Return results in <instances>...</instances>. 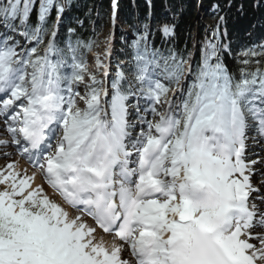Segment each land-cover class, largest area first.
<instances>
[{"label":"snow or ice","instance_id":"6c2138e0","mask_svg":"<svg viewBox=\"0 0 264 264\" xmlns=\"http://www.w3.org/2000/svg\"><path fill=\"white\" fill-rule=\"evenodd\" d=\"M65 9L0 0V145L34 169L0 170V264H264V160L246 156L264 141V37L234 45L221 15L194 58L145 24L127 74L110 75V40L90 73L94 41L57 43Z\"/></svg>","mask_w":264,"mask_h":264},{"label":"trees","instance_id":"16d2710c","mask_svg":"<svg viewBox=\"0 0 264 264\" xmlns=\"http://www.w3.org/2000/svg\"><path fill=\"white\" fill-rule=\"evenodd\" d=\"M66 6L61 17L57 34V43L64 47L71 40L85 43L94 41L97 45L98 35L110 25L111 0H60ZM231 3L232 7L227 5ZM244 3L241 12L239 5ZM253 0H119V19L126 24L133 38L127 44L117 45L118 57L128 62L126 53L130 50L132 41L148 24L150 37L156 48L165 51L175 49L178 53L191 52L195 58L197 48L206 36H210L218 18L224 15L227 20L229 39L234 45H244L264 37V9L252 6ZM219 5L217 13L211 8ZM200 12H205L212 19L208 26L199 22ZM55 20V14L51 17ZM168 23L175 26L174 37H164L158 30V25ZM74 28V33L68 29ZM87 54V53H86ZM128 71L127 66L122 68Z\"/></svg>","mask_w":264,"mask_h":264},{"label":"rangeland","instance_id":"374dc122","mask_svg":"<svg viewBox=\"0 0 264 264\" xmlns=\"http://www.w3.org/2000/svg\"><path fill=\"white\" fill-rule=\"evenodd\" d=\"M211 10H213L214 14L217 13V9H214L213 7L211 8ZM111 13V12H110ZM199 22L201 24H205V25H209L212 23V19L209 18L205 12H200L199 14ZM123 24L121 23V25L119 26L118 28V31L117 32H114L113 34V31H110V27L108 28H104L100 34L98 35V41H97V45H95V53H103L106 46H108L109 44V40H110V46H111V49H113L114 53H115V46L118 44V41L119 40V37L121 39V41L123 42V44H126V42L129 41L130 38H133V34H132V31L130 30V28H128L127 26H123ZM122 28V29H121ZM117 34V35H116ZM128 40V41H127ZM114 53L112 54L113 55V59H114V63H111V68H112V74L111 75H114L115 74V69H116V66L117 64L119 63L117 61V59L114 57ZM85 60H86V64H87V67H88V71L90 73L92 72H96L93 68V66H95L96 64L94 63H90V56H86L85 57ZM95 61V60H94ZM113 61V60H112ZM120 65V63H119ZM98 72V71H97ZM87 79V77H86ZM167 83V82H165ZM173 92H175V88L173 87ZM173 92H170L169 93V97L172 98L173 97ZM81 107H83V104L80 105ZM138 131V129H137ZM3 134V133H2ZM2 134L0 133V136H2ZM250 137L253 136L254 134H249ZM250 139V138H249ZM251 143L249 144V147H250V152H249V159H255V160H264V155L262 157L261 155V152L263 151L264 149V141H260L258 138L256 140H253V139H250L249 140ZM261 170H264V164H259L258 167L256 166L255 167V172H256V176H261L260 174H258V171ZM264 180V176H262L261 178L257 179L258 182ZM254 181V178H252V182ZM46 191L48 192V194L56 199L58 202H61L60 199L58 198V196L56 194H51L50 192V188L48 187H45Z\"/></svg>","mask_w":264,"mask_h":264},{"label":"bare ground","instance_id":"6f19581e","mask_svg":"<svg viewBox=\"0 0 264 264\" xmlns=\"http://www.w3.org/2000/svg\"><path fill=\"white\" fill-rule=\"evenodd\" d=\"M0 133L1 134L3 133L2 136H0V139L1 138L10 139V135L7 133V131L3 127L2 122H0ZM5 154H8V155H5ZM261 155L263 157L264 149L261 152ZM8 164H15L16 165V170L21 172L22 174H23V170L24 169L28 170V174L29 175H31V173L34 171V169L32 168L31 162L27 159V157L19 156L15 146H13V145L9 146V144L7 146L0 145V170H3L6 167V165H8ZM258 165H259V163L256 166L258 167ZM262 172H264V170L260 169V171H258V174L261 175ZM262 176H264V175H261L260 177L256 176V174L253 175L252 178H254V181L252 183H253L254 186L260 187L261 191L264 192V185L261 184V181L260 182L257 181V179L261 178ZM36 183L37 184L43 183L42 176H40V175L37 176ZM45 187H48V186L45 184ZM50 192H51V194H54L51 189H50ZM58 198L60 199L59 196H58ZM60 201H61V203H63V201L61 199H60ZM89 222L92 223L90 218H89ZM105 239L110 240L111 237L110 236H105ZM124 256H125V258H127L128 257V253L125 252Z\"/></svg>","mask_w":264,"mask_h":264}]
</instances>
